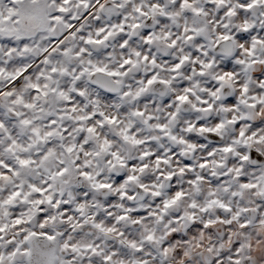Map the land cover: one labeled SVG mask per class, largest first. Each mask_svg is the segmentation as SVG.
Instances as JSON below:
<instances>
[{
  "label": "snow or ice",
  "instance_id": "1",
  "mask_svg": "<svg viewBox=\"0 0 264 264\" xmlns=\"http://www.w3.org/2000/svg\"><path fill=\"white\" fill-rule=\"evenodd\" d=\"M174 2L178 5L179 11H166L158 0H153L147 7L154 15L159 10L160 16L171 18L178 17L181 12L193 16L205 12L203 7L198 6V0H174ZM205 2L217 5L218 11L224 16L236 15L237 9L243 12L257 5H264V0H239L235 7L229 5V0H205ZM89 3L90 0H58V2L57 0H0V83L6 81L9 85L0 89V264H67L64 250L68 248L78 255L91 257L93 260L99 258L102 264H112L114 256L118 254L126 255L124 248L119 249L118 253L113 246L110 252H105L97 243L74 242L69 232L79 235L85 226L100 233H115L124 237V230H117V225L121 222L136 227L144 225V239H156L150 225L144 224L145 213L140 208L108 203L115 199L112 195L114 192H118L122 200L136 199L134 194L123 190L125 182L137 181L136 173H143L148 165L141 163L137 166L134 160L126 161L114 148L113 141L108 136L99 137L97 127L121 125L116 112L109 115L100 107L101 98L107 102L115 94L120 98L121 103L113 101V107L121 108L123 103L128 102L129 96L139 98L154 83L168 85L170 81L160 77L156 72H150L139 82L140 87L135 93H132L130 88L122 90L124 81L121 78L137 68L141 61L156 67L161 65L157 64L155 56L149 59L147 52L141 54L136 48L128 49L129 54L124 55L123 50L129 43L123 35L126 19H119L118 23L110 25H100V16L97 15L95 19L98 26L86 30L85 24L79 22L77 12L73 8L86 9ZM97 3L98 12L109 16L115 9L125 6L124 3H117L116 0H113L111 8L99 3V0ZM68 5H72V8ZM225 5L229 6L224 7ZM133 11L142 16L148 15L140 3L133 4ZM123 15L127 18L131 13L125 12ZM128 27L139 28V21L128 24ZM240 27L242 30L235 38L241 41L251 40V44L243 49L251 59L248 61L237 59L233 64L231 55L235 53L230 54L229 59L221 65L225 71L213 77L219 83L204 89L208 96L217 97L225 82L237 75L232 70L234 67L239 68L241 65L247 66L252 63L264 65V60L255 59L254 51L258 44H264V38L253 35L255 29L247 22ZM182 31L185 33L182 39L192 41L201 39L206 28L196 20L189 24L186 18ZM145 32L143 39L145 43H150L153 35L147 32V29ZM171 36V32L163 33L168 47H174L180 39L175 37L169 40ZM113 37L119 39V47L122 49L119 67H112L108 62L100 59L101 55L112 56V53L107 51V44ZM230 38L231 33L223 31L216 33L217 45ZM155 39L159 40L161 37L157 35ZM195 47L201 49L199 43ZM101 49L103 52L100 51ZM204 55L208 56V52L204 51ZM189 60H192L193 64L200 65L198 69L193 68V71L199 75H204L205 69L211 67L213 63L212 59L204 60L198 57L193 59L188 55H181L172 62L169 70L175 74L176 70ZM253 75L257 78V89H264V68L254 72ZM192 91L191 88H185L184 92L175 96L176 110L169 114L171 117L177 116L182 104L190 102L189 93ZM239 91L242 96L230 94L226 97L225 103L235 108L239 101L240 104L253 109L264 104V94L249 92L247 84L241 83ZM196 99L200 102L199 105L192 104V108L196 111H209L214 107L205 96L198 95ZM131 114L144 116L143 110L138 107L132 109ZM255 114L260 118L254 120L247 131L242 125L250 119L248 114L230 117L228 123L239 128L238 135L233 136L234 141L245 145L253 139L264 141V133L257 131L259 126L264 125V115ZM152 116L153 114L149 112L147 119L151 120ZM93 117L96 118L94 123L91 122ZM213 120V126L198 120L196 130L217 134L214 139L220 150L225 153L232 152L234 145L224 143L218 138L225 121L218 117ZM154 127L164 130L167 125L156 123ZM193 127L191 123L188 124L189 131ZM116 131L124 141L134 145L144 143L130 131L128 124L118 127ZM165 135L171 136V133ZM90 137H99L95 141V149L89 148ZM171 138L189 144L192 148L195 147L184 137L171 136ZM213 152H209L208 155H213ZM102 154L110 157L108 160L110 170L119 167L129 168L131 171L116 174L113 181L101 180L99 171L92 170L94 161L91 158ZM150 155L151 153L146 151L140 153V157ZM81 156L84 157L83 160ZM154 159L157 166L161 161L168 162L166 157L159 155ZM240 159L247 160L248 156L241 154ZM208 163V160H202L200 167L204 168ZM214 163L223 166L221 161ZM184 167L191 170L193 166L190 162H186ZM178 171L183 173L184 168ZM232 172L233 169L229 168L227 173L214 172L213 175H227ZM235 174L240 180L241 188H260L256 181H249L246 176L241 175L239 169H236ZM163 175L169 180L175 178L173 172ZM201 179L203 177L196 175L195 178L189 177L187 182L197 185ZM257 180L264 181V176H258ZM85 185L92 193L102 194L107 199L100 200L91 196L84 190ZM138 187L148 191L145 184H138ZM155 187L154 185L151 194L159 200L160 193ZM260 191L264 194V188H260ZM169 192L171 195L163 200V206L157 205L159 211H149L146 213L147 216L154 217L157 222L163 220L164 213L187 195L174 187L169 188ZM209 196L211 198L206 206L218 205L221 209L231 210L230 204L215 196V190L210 189ZM111 207L120 211L113 215ZM188 207L194 208L197 204L192 201ZM239 216V212H233L231 218L217 216L215 219L203 221V226L207 227L217 221L230 224L232 218ZM194 219V213L190 211L179 212L174 213L168 223L171 225L173 222L184 220L192 222ZM247 223V220L241 221V227L246 226ZM64 225H67L68 231L62 232L60 229ZM192 226L200 227L194 223ZM170 231L172 237L183 240L174 227L170 228ZM122 242L137 251L143 247L142 244L126 237ZM168 251L165 242L163 252L167 254ZM184 255L189 253L185 251ZM231 259L236 260L235 257ZM115 264H146V261L136 259L129 261L120 258L115 260Z\"/></svg>",
  "mask_w": 264,
  "mask_h": 264
},
{
  "label": "clouds",
  "instance_id": "2",
  "mask_svg": "<svg viewBox=\"0 0 264 264\" xmlns=\"http://www.w3.org/2000/svg\"><path fill=\"white\" fill-rule=\"evenodd\" d=\"M116 2L124 3L125 6L115 9L111 16L98 12L97 0H90L86 9L80 7L79 9L73 8V10L77 12L79 22L85 24L86 30L98 26L95 19L97 15L100 16V25H110L118 23L119 19H126L127 23L123 35L129 43L123 50L124 55L129 54L128 49L136 48L141 51V54L147 52L149 59L155 56L157 64L161 65V67H156L141 61L137 68L132 69L126 77L121 78L124 81L122 90L130 88L132 93H135L136 89L140 87L139 82L144 80L150 72H156L160 77L170 81L168 85L154 83L139 98L129 96L127 98L128 102L123 103L121 108L113 107V101L118 104L121 103L120 98L115 94L107 102L101 98L100 107L103 111L109 115L116 112L121 120L120 126L130 125V131L138 139L143 140L144 143L134 145L122 140L116 131L120 127L118 125L97 127L99 137L108 136L113 141L114 148L121 153L126 161L129 159L134 160L137 166L141 163L148 165L143 173H136L138 175L137 181L125 182L123 190H126L129 194H134L136 199L129 201L125 198L122 200L119 193L114 192L112 195L115 199L108 201V203L109 205L123 204L125 207L140 208L145 213L144 224L150 225L156 239L145 240L144 225L136 227L128 225L127 222H121L117 225L118 231L124 230V237L117 236L115 233H100L88 226L81 229L79 235L74 232H69V235L78 244L97 243L105 252H110L113 246H115L118 253L119 249L124 248L126 255L118 254L114 256L112 264H115V260L120 258L129 261L132 259L142 260L146 261V264H237V261L238 264H264V194L260 191V188H264V181L257 180L258 176H264V141L253 139L247 145L237 143L233 140V136L238 135L239 128L232 123H228L232 116L239 117L248 114L250 119L242 125L245 126L247 131L251 128L253 121L260 118L255 113L264 115V104L253 109L240 104L239 101H237L235 108L225 103L226 97L230 94L237 97L243 95L239 91L241 83L248 85L249 92L264 94V89H257V78L253 75L254 72L261 71L264 65L252 63L247 66L241 65L239 68L234 67L232 70L237 75L225 82L222 91L217 93V97L208 96L207 92L204 91V89L219 83L213 77L225 71L221 65L229 59L230 54L235 53V55H231L233 64L237 59L245 61L251 59L243 50L245 46L251 44V40L241 41L235 37L242 30L240 26L247 22L255 29L253 35L264 38V23H261V21H264V5H257L243 12L237 9L236 15L224 16L218 11V6L214 3L198 0V6L205 9L204 13L193 16L181 12L178 17L171 18L160 16L158 14L159 10L154 15L147 7L153 0H116ZM158 2L164 6L166 11H179L174 0H158ZM238 2L239 0H229V5L235 7ZM99 3L111 8L113 0H99ZM134 3L142 4L148 15L142 16L135 13L133 11ZM68 6L72 8V5ZM53 8H55V4H53ZM125 12L131 13V15L125 18L123 15ZM186 18L189 24L196 20L206 28L201 39L192 41L182 39L185 35L182 29ZM137 20L140 24L139 28L132 29L128 27V24ZM224 24L227 26L224 27ZM217 25L221 26L217 27ZM145 29L153 35V40L150 43H145L143 39L146 34ZM165 31L172 33L169 40L180 37L174 47L167 46V42L163 38ZM220 31L231 33V38L228 41H221L217 45L216 33ZM157 35L161 39H155ZM197 43L201 45V49H196L195 45ZM93 48L95 49V46ZM100 51L103 52L102 49ZM107 51L112 53V56L101 55L100 59L105 60L112 67H119L122 49L119 47L117 37L109 39ZM204 51L208 52V56L204 55ZM254 51L256 60H264V44H258ZM181 55H188L193 59L197 57L204 60L212 59L213 63L211 67L205 69L204 75H199L193 71V68L198 69L200 65L198 63L193 64L192 60H189L174 74L169 70L170 65ZM133 59H136V57H133ZM33 67H35V64H33ZM8 86L6 81L0 83V89ZM185 88L193 89L189 93L190 102L182 104L177 116L173 118L169 114L176 110L174 98L184 92ZM198 95L205 96L214 107L209 111L194 110L192 104L199 105L200 103L196 99ZM168 101H171V103H168ZM137 107L143 110L144 116H133L131 114L132 109ZM149 112L153 114L151 120L147 119ZM217 117L225 121V126L221 129L218 138L224 143H232L234 145L232 152L225 153L220 150L214 139L217 134L196 130L198 120H202L208 126H213V118ZM95 119L93 117L91 122L94 123ZM156 123H164L167 128L164 130L156 129L154 127ZM190 123L194 125L191 131L188 130V124ZM257 131L258 133H264V125L259 126ZM165 133H171V136L177 138L184 137L195 147L192 148L189 144L181 143L178 139H172L171 136L165 135ZM99 137L89 138L90 149H95V141ZM197 137L202 139H196ZM213 149H215L214 152ZM145 151L151 153V155L140 157V153ZM209 152H213V155L209 156ZM241 154H246L248 159L241 160ZM156 155L166 157L168 162L161 161L157 166L154 159ZM83 159L84 157L81 156V160ZM91 159L94 161L92 170L99 171L101 180L113 181L116 174L131 171L129 168L119 167L110 170L108 165L110 157L107 155L102 154ZM205 159L209 163L201 168L200 163ZM214 161H221L223 166L216 165ZM186 162L192 164L191 170L184 167ZM181 168H184L183 173L178 171ZM229 168L233 169L232 173L213 175L214 172L227 173ZM236 169H239L240 174L246 176L249 181H256L260 188H241L239 186L240 180L235 174ZM167 172L175 173V178L172 180L165 178L163 174ZM196 175H200L203 179L199 180L197 185L189 184L187 182L189 177L195 178ZM138 184H145L148 191L139 188ZM154 185L156 186L155 190L160 193L159 200L151 194ZM171 187L180 189L187 195L180 199L176 206L164 213L165 218L163 220L157 222L154 217H149L146 213L159 211L157 205L163 206V200L171 195L169 192ZM210 189L215 190V196L218 199L231 205L230 211L221 209L218 205L206 206L207 201L211 198L209 196ZM84 190L100 200L107 199L102 194L92 193L86 185ZM192 201L196 202L197 207H188ZM243 209H247V211H243ZM111 211L115 215L120 209L111 207ZM186 211L194 213V221L184 220L169 225L168 222L174 213ZM233 212H239L240 216L239 218H232L230 224L217 221L207 227L203 226L205 220L215 219L217 216L231 218ZM243 220H247L248 223L246 226L241 227V221ZM193 223L200 225V227H193ZM173 227L180 233L183 240L179 237H172L170 228ZM60 231H68L67 225H64ZM125 237L135 240L143 247L139 251L127 247L122 242ZM184 241H187V243ZM165 242H167L169 248L167 254L163 252ZM237 249H239V252H237ZM185 251L189 255H184ZM64 257L67 264H102L99 258L93 260L91 257L78 255L71 248L64 250ZM233 257L236 260L231 259Z\"/></svg>",
  "mask_w": 264,
  "mask_h": 264
}]
</instances>
